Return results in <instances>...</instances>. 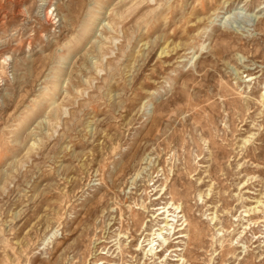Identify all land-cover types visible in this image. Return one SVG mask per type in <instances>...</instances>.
I'll return each mask as SVG.
<instances>
[{
	"label": "rangeland",
	"instance_id": "obj_1",
	"mask_svg": "<svg viewBox=\"0 0 264 264\" xmlns=\"http://www.w3.org/2000/svg\"><path fill=\"white\" fill-rule=\"evenodd\" d=\"M0 264H264V0H0Z\"/></svg>",
	"mask_w": 264,
	"mask_h": 264
},
{
	"label": "bare ground",
	"instance_id": "obj_2",
	"mask_svg": "<svg viewBox=\"0 0 264 264\" xmlns=\"http://www.w3.org/2000/svg\"><path fill=\"white\" fill-rule=\"evenodd\" d=\"M256 159V158H255ZM253 219L251 220L252 223H258V221L262 220L261 218H259L258 216H253Z\"/></svg>",
	"mask_w": 264,
	"mask_h": 264
}]
</instances>
